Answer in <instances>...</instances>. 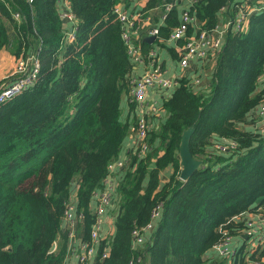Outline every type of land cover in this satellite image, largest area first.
I'll list each match as a JSON object with an SVG mask.
<instances>
[{"label":"trees","instance_id":"obj_1","mask_svg":"<svg viewBox=\"0 0 264 264\" xmlns=\"http://www.w3.org/2000/svg\"><path fill=\"white\" fill-rule=\"evenodd\" d=\"M124 1L66 0L77 22L70 25L60 17L58 0H0V51L8 48L18 58L36 48L40 63L36 82L0 103V264L64 263L62 218L75 185L84 217L79 227L83 240L90 238L95 194L129 130L121 102L133 64L114 12ZM159 1L171 0H149L144 10ZM235 1L199 0L192 10L210 30L219 11ZM164 22L157 39H168L178 25L176 9ZM208 64L206 83L194 87L188 76L176 79L162 103L166 117L149 133L148 153L130 154L119 176L114 233L99 241L94 264H251L254 256L243 248L232 262L211 249L239 235L243 216L264 205V135L254 129L264 99V9L248 17L244 31L227 33ZM190 127V152L201 166L182 182L177 155ZM223 141L235 149L206 152ZM166 167L173 172L160 184ZM159 204L154 228L133 247L132 233L145 228Z\"/></svg>","mask_w":264,"mask_h":264},{"label":"built area","instance_id":"obj_2","mask_svg":"<svg viewBox=\"0 0 264 264\" xmlns=\"http://www.w3.org/2000/svg\"><path fill=\"white\" fill-rule=\"evenodd\" d=\"M199 0H174L173 2H165L163 5V13L161 20L165 21L168 14L174 9L177 2L182 3L184 8L180 13V21L176 28L170 33L169 39L172 41L183 40V44L178 56L179 69L184 73L192 62H198L201 70L209 63L213 62L217 53L223 47L225 36L227 33L242 32L246 29L248 17L264 9V0H237L224 6L220 11L231 10V14L224 19L220 18V11L218 13V22L210 30L202 29V23L196 17L195 8ZM192 10V11H191ZM114 12L122 26L121 38L126 46V52L133 62L141 58L140 49L135 47L132 43L131 31L136 25L133 17L123 13L119 5L114 7ZM60 17L67 24L74 25L76 21L67 9L59 8ZM14 21H20L19 13H13ZM71 28V31H70ZM69 28L68 39L73 38V27ZM150 34L157 37L159 34L158 28L151 29ZM156 53L153 50L148 52L150 63L153 62ZM143 57V56H142ZM40 71V63L37 56V50L32 49L25 55H20L15 59V66L11 71L7 81L0 84V103H3L22 91L31 87L37 80ZM264 76V69L262 77ZM202 84L200 77L192 79V86L197 87ZM176 81L164 76L162 71L157 69L147 70L141 77L131 80V88L129 90L127 99L128 102L138 108V115L135 126L136 151L139 158L145 157L149 151L147 139L152 130L150 123V116L156 115L159 111L154 104L144 105V98L149 88L172 89L175 88ZM255 117L260 122H264V99L259 104ZM213 149L220 153H227L235 149V144L230 142H218L213 146ZM111 166V165H110ZM122 166V164H119ZM111 174V167H109V174L104 179L102 188L95 194V201L93 205V214L95 215L93 224L90 230V238L88 241H81V252L76 253V258L79 264H86L89 257L92 256L99 243V232L101 229L102 216L105 209L112 200L113 195H117L119 185L118 178L109 177ZM118 197V196H117ZM161 204L157 205L151 213L150 222L141 231L136 230L133 235V247L145 242L144 232L154 228L152 222L161 215ZM241 218V217H240ZM83 214L77 211L76 202L71 198L65 205V210L62 218L63 224L68 230L69 248L68 254L75 253L72 246V239L75 228L78 224L83 222ZM244 229L236 237L226 236L225 239L215 247L213 253L217 256L232 262L243 248L246 257H253L251 264H264V205H258L253 212H247L243 216ZM261 254L262 257H259ZM106 257V254H103ZM64 264V263H63Z\"/></svg>","mask_w":264,"mask_h":264},{"label":"crops","instance_id":"obj_3","mask_svg":"<svg viewBox=\"0 0 264 264\" xmlns=\"http://www.w3.org/2000/svg\"><path fill=\"white\" fill-rule=\"evenodd\" d=\"M149 0H125L124 2H120L119 8L120 10L127 14L130 17H133L136 21V25L131 31V39L132 43L135 47L140 49L141 58L137 61H133L132 64V79L141 77L147 70L157 69L162 71L164 76L171 78L176 81V79L188 76L189 79H193L194 77H200L201 83H206L207 77L204 76L206 73V66L203 70H201L199 63L192 62L189 68L182 73L179 69L178 64V56L180 53L181 46L183 44V40L172 41L169 38L166 40L157 39V37L152 36L150 34L151 29L158 28L164 26V21L161 20V16L163 13V5L165 1H159L158 4L154 8L149 10H144L145 6ZM171 0L170 2H173ZM58 7L67 9L66 0H58ZM184 5L182 3L177 2L174 6V9L177 11L178 23L180 21V13ZM229 14H231V10L228 11H220L221 20L226 19ZM152 40H149V38ZM10 38L12 43L17 39L15 32L10 29ZM145 44V46H143ZM143 47H147L146 51H143ZM150 50L155 51L156 55L153 59V62L150 63L148 56V52ZM143 56V57H142ZM15 57L11 54L8 48H4L0 51V81H2L8 73H11L15 66ZM1 83V82H0ZM2 84V83H1ZM172 89H160V88H149L146 92L144 98V105L147 106L149 104H154L158 107L159 111L156 115L150 116V123L152 130L156 129L158 125L165 119L166 112L162 109V103L164 100L169 98L171 95ZM138 108L133 105L131 107V103L128 102L127 96L124 95L121 102V120L128 125V135L123 140L120 152L118 157L111 163V174L109 177L118 178L120 176V172L124 167L128 166L130 154L136 151V136H135V126H136V118L138 115ZM257 132H260L264 135V122H260L259 120L254 126ZM213 151V148L206 150V152ZM122 164V166H119ZM172 167H166L160 171V184L165 183L170 175L172 174ZM77 185L73 187V192L71 194V199L76 202L75 199V191ZM93 208V205H92ZM118 211V197L117 195L112 196V200L108 207L105 209L104 214L102 216L101 229L99 232V240L100 241H108L112 238L114 233V220ZM82 223L78 224L74 231V236L72 239V246L75 250V253L68 254L66 257L64 264H79L76 258V253L81 252L80 242L83 240V232L82 228L79 226ZM63 230L67 231V227L62 222ZM98 247V244H97ZM69 248V239L67 242V249ZM97 254V248L95 253L89 257L86 264H94ZM215 254V253H214ZM216 255V254H215Z\"/></svg>","mask_w":264,"mask_h":264},{"label":"water","instance_id":"obj_4","mask_svg":"<svg viewBox=\"0 0 264 264\" xmlns=\"http://www.w3.org/2000/svg\"><path fill=\"white\" fill-rule=\"evenodd\" d=\"M77 24V22H76ZM71 31V28H70ZM154 38L151 37L149 40H152ZM261 79H264V76L261 77ZM194 133V127H190L186 130H184L181 134L180 138V144H179V150L177 158L179 160L180 164V174L179 179L182 182H185L188 180V178L197 171L201 166V161L196 160L193 158L191 152H190V139L192 137V134ZM56 247V244L53 243L49 252L51 253ZM213 251V249H211Z\"/></svg>","mask_w":264,"mask_h":264},{"label":"rangeland","instance_id":"obj_5","mask_svg":"<svg viewBox=\"0 0 264 264\" xmlns=\"http://www.w3.org/2000/svg\"><path fill=\"white\" fill-rule=\"evenodd\" d=\"M212 65H213V62H209V64H208L207 67H208V68H211ZM206 70H207V68H206ZM9 75H10V73H8V75H6L5 78H4L2 81H0V82H1V83H5V82L7 81V78L9 77ZM204 76H205V77L209 76V72L206 71V73L204 74ZM1 83H0V84H1Z\"/></svg>","mask_w":264,"mask_h":264}]
</instances>
